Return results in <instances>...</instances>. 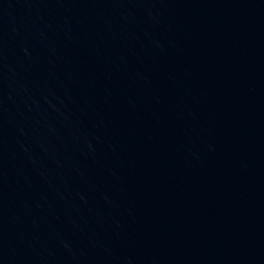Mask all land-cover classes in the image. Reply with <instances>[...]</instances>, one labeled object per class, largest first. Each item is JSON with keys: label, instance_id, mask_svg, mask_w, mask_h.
I'll use <instances>...</instances> for the list:
<instances>
[{"label": "water", "instance_id": "water-1", "mask_svg": "<svg viewBox=\"0 0 264 264\" xmlns=\"http://www.w3.org/2000/svg\"><path fill=\"white\" fill-rule=\"evenodd\" d=\"M34 264H264V0H58Z\"/></svg>", "mask_w": 264, "mask_h": 264}]
</instances>
